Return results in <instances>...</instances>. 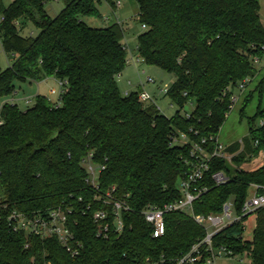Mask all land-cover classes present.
I'll return each mask as SVG.
<instances>
[{
	"label": "trees",
	"instance_id": "trees-1",
	"mask_svg": "<svg viewBox=\"0 0 264 264\" xmlns=\"http://www.w3.org/2000/svg\"><path fill=\"white\" fill-rule=\"evenodd\" d=\"M53 0H0V41L5 53L16 54L0 69V98L15 92V81L61 82L59 103L36 94L25 109L16 103L0 106V264H176L206 234L203 226L181 211L164 215L165 230L152 236L141 211L181 197L180 181L191 170V142L206 138L208 152L229 111L233 88L256 73L254 59L264 56V26L258 0H135L138 21L136 53L148 65L174 75L165 94L178 109L166 116L154 104L138 100L141 88L122 94L116 76L126 63L123 30L118 23L92 27L82 16L98 15L100 0H65L51 17L44 4ZM112 8L115 1L105 0ZM37 30L23 35L26 23ZM250 99L243 101L241 116ZM194 101L190 113L180 110ZM249 123V137L226 147L243 163L264 149V108L258 105ZM181 134L189 142L176 141ZM100 169L97 188L88 182L86 158ZM198 182L205 187L192 202L197 214L219 213L232 199L236 214L248 195L249 183L264 185V164L230 171L227 160L212 157ZM221 171L227 181L215 185ZM128 206L119 211L123 228L97 236L93 213L107 209L105 195ZM70 207L68 226L81 243L72 257L55 236L13 231L6 216L45 213ZM255 226L244 238V221ZM242 216L212 236L233 256L245 253L250 264H264V206ZM200 246L193 263L205 264Z\"/></svg>",
	"mask_w": 264,
	"mask_h": 264
},
{
	"label": "rangeland",
	"instance_id": "rangeland-1",
	"mask_svg": "<svg viewBox=\"0 0 264 264\" xmlns=\"http://www.w3.org/2000/svg\"><path fill=\"white\" fill-rule=\"evenodd\" d=\"M5 4L9 0H3ZM119 1V5L117 4ZM115 1V8H112L105 0H100L97 3L98 15L82 16V20L92 27H105L113 23H118L123 30L122 43L125 46L126 57L137 56L135 47L137 44V35L143 30L141 23L138 21V5L135 0H117ZM261 9L259 17L262 25L264 26V0H259ZM65 5V0H53L44 4V9L47 14L54 17ZM36 28L29 22L26 23L21 34L35 35ZM16 54L5 53L0 41V69L8 67ZM256 73L251 80L247 83L236 103H234L231 110L228 111L226 118L221 125L217 141L222 147L229 146L233 143H238L240 149L243 142L249 137V127L257 126L260 121L256 119L253 123L248 122V117L253 115L256 107L264 108V56L258 61L254 62ZM150 77L152 81H147L146 78ZM174 80V75L170 72L163 70L154 65H148L143 61L125 63L120 73L116 76L118 87L122 94L125 90L133 91L141 88V90L148 92L154 96L155 106L160 112L166 116H172L178 107L171 103V100L166 95L160 93V88L170 86ZM39 82V81H38ZM37 81H15V92L13 94L0 98V106L4 102L16 103L19 108L25 109L27 106L33 104V99L36 94H40L48 98L51 102L59 103L60 85L55 77H49L45 82L38 84ZM233 92L238 94L239 91L233 88ZM250 94V99L244 109V115L239 113L243 101L247 95ZM29 99V100H28ZM28 100V101H27ZM194 108V101L190 100L180 110L181 114H187ZM239 149V150H240ZM238 150V151H239ZM236 152L229 153L230 160H227L230 171L234 169H255L256 167L264 164V149L257 152L251 159L243 162L236 163L232 161V157ZM253 183V182H251ZM249 183V185L251 184ZM250 188L248 187V193ZM233 201L232 199H229ZM233 203V202H232ZM217 214V213H216ZM245 231L244 238H250L252 230L255 226V216L250 214L247 220L244 221ZM250 264V258L245 254L230 257H221L216 260V264Z\"/></svg>",
	"mask_w": 264,
	"mask_h": 264
},
{
	"label": "built area",
	"instance_id": "built-area-1",
	"mask_svg": "<svg viewBox=\"0 0 264 264\" xmlns=\"http://www.w3.org/2000/svg\"><path fill=\"white\" fill-rule=\"evenodd\" d=\"M119 5V1H117ZM142 28H145V24H142ZM142 61V58L138 55L134 59L132 56L126 59V63ZM258 61L257 58L254 62ZM147 81H152L150 77L146 78ZM251 80L250 77H246L237 83L236 88L239 93L233 92V88L230 86L224 90L225 93H229L230 104L229 110L232 109L234 103L237 102L239 94L243 91L247 83ZM61 84V82H59ZM168 91V86L160 88V93L165 95ZM128 91H125V94ZM29 100V99H28ZM27 100V101H28ZM138 100L143 104H151L154 101L152 95L148 92L141 90L138 94ZM228 113V112H227ZM1 123V121H0ZM263 123L262 121L260 122ZM176 141L181 144L189 142V138L185 134H181ZM207 142L206 138H202L200 142H191V154L194 157V162L191 170L186 174L179 183L181 197L173 202L164 203L162 205H148L142 209L141 213L151 226L152 236L158 237L164 233L165 221L164 215L171 211H181L184 214L191 217L197 224L204 227L206 234L202 240L194 243L189 251L182 254L176 259V264L193 263L198 259L200 253V246L203 244L206 246L208 256L205 259V264H216V260L221 257L233 256L231 250L224 246L213 247L212 236L226 225L239 220L242 216L250 214L255 209L264 206V185L251 183L249 185L250 192L244 200L240 214H236L234 205L231 200H228L222 204L221 211L219 213L209 214H197L193 212L192 202L200 195L202 191H205V187H199L197 184L202 179L204 172L208 169L207 161L212 157H221L226 160H230L229 153L226 151V147H222L216 138V147L208 152L204 147ZM85 168L88 173V182L97 188L96 178L100 169L104 166H96L90 161V157H87ZM215 185L221 184L227 181L228 176L221 171H216L211 175ZM105 202L112 203V212L114 214L112 219H109V213L107 209L96 210L93 213V219L96 222V234L97 236L108 237L110 230L120 232L123 228V223L119 214L121 208L129 209L128 206L120 201L114 200L109 193L105 195ZM70 207H57L50 209L45 213H37L33 215H25L22 212L12 211L6 218L8 224L13 231H23L25 233H33L41 237L55 236L65 250L75 257L79 253L81 243L74 239L73 233L68 226V214L71 213ZM49 264V262L45 263ZM241 264V263H240Z\"/></svg>",
	"mask_w": 264,
	"mask_h": 264
},
{
	"label": "crops",
	"instance_id": "crops-1",
	"mask_svg": "<svg viewBox=\"0 0 264 264\" xmlns=\"http://www.w3.org/2000/svg\"><path fill=\"white\" fill-rule=\"evenodd\" d=\"M11 0H9V2H10ZM259 1V0H258ZM5 3V2H4ZM120 3V2H119ZM259 5H260V3H259ZM260 9H261V6H260ZM260 9H259V11H260ZM49 78V77H48ZM47 80V78H45V79H43V80H41V82L43 81V82H45ZM40 83V81L38 82V84ZM125 91H130V90H125ZM153 98H154V96H153ZM151 104H154L155 105V100L153 101V103H151Z\"/></svg>",
	"mask_w": 264,
	"mask_h": 264
}]
</instances>
